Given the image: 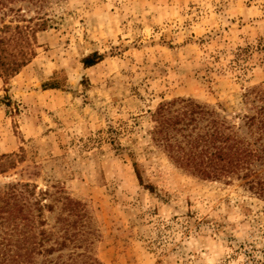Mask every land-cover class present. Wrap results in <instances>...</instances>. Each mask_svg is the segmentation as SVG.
I'll return each mask as SVG.
<instances>
[{"label": "rangeland", "instance_id": "1", "mask_svg": "<svg viewBox=\"0 0 264 264\" xmlns=\"http://www.w3.org/2000/svg\"><path fill=\"white\" fill-rule=\"evenodd\" d=\"M0 39V63L30 57L0 72V264L30 241L28 208L10 214L16 183L49 190L34 223L49 245L76 219L60 197L81 201L102 264H264V199L191 173L152 138L153 112L177 97L237 125L257 113L264 0H0Z\"/></svg>", "mask_w": 264, "mask_h": 264}, {"label": "trees", "instance_id": "2", "mask_svg": "<svg viewBox=\"0 0 264 264\" xmlns=\"http://www.w3.org/2000/svg\"><path fill=\"white\" fill-rule=\"evenodd\" d=\"M2 41L0 39V43ZM2 51L0 47V52ZM101 59V55L93 53L84 59V64L91 66ZM29 60L30 57L21 61L15 58L7 65L2 60L0 72L7 75L17 73ZM257 95L264 100V89L258 90ZM153 117V140L178 165L205 179H242L250 191L264 199V104L256 114L245 115L243 124L238 125L218 110L190 97H177L160 103L153 112ZM12 164L14 162L10 157V165ZM135 165L137 166L136 162ZM137 174L142 181L138 170ZM36 190L37 185L30 183L10 185L12 220L17 224V214L28 208L27 219L32 223L30 241L25 247L16 245V260L10 261V264H102L89 251L87 243L91 232L86 230L87 225L83 221L85 214L81 213L83 204L79 200L68 195L60 197L63 198L66 209L76 214L73 221L68 218L63 220L60 240L56 238L49 245L53 233L46 229H41L39 233L34 231L36 217L44 225L45 208L50 211L54 208L52 203H45L51 195L49 190L42 189L38 195ZM38 235L41 236L40 239H37ZM23 247L27 251L26 258L20 254ZM70 247L73 251L67 258L62 253L53 257L55 252ZM37 254L43 256L41 261H37Z\"/></svg>", "mask_w": 264, "mask_h": 264}]
</instances>
